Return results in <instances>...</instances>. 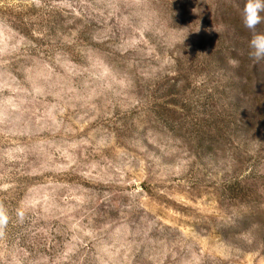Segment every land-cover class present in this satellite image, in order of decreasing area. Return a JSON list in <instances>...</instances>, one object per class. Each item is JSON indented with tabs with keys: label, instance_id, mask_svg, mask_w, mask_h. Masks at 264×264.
<instances>
[{
	"label": "rangeland",
	"instance_id": "374dc122",
	"mask_svg": "<svg viewBox=\"0 0 264 264\" xmlns=\"http://www.w3.org/2000/svg\"><path fill=\"white\" fill-rule=\"evenodd\" d=\"M244 3L0 0V264H264Z\"/></svg>",
	"mask_w": 264,
	"mask_h": 264
},
{
	"label": "clouds",
	"instance_id": "9594fccd",
	"mask_svg": "<svg viewBox=\"0 0 264 264\" xmlns=\"http://www.w3.org/2000/svg\"><path fill=\"white\" fill-rule=\"evenodd\" d=\"M241 22L251 33L248 42V55L256 63L264 62V32H258L257 26L264 23V0H245L241 9ZM7 217L0 213V224H6Z\"/></svg>",
	"mask_w": 264,
	"mask_h": 264
}]
</instances>
